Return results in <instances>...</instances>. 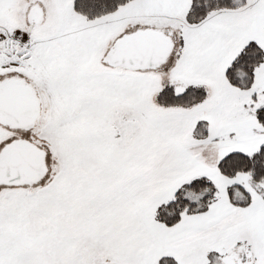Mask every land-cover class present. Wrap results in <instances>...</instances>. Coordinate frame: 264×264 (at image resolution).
I'll return each instance as SVG.
<instances>
[{"label":"snow or ice","instance_id":"snow-or-ice-1","mask_svg":"<svg viewBox=\"0 0 264 264\" xmlns=\"http://www.w3.org/2000/svg\"><path fill=\"white\" fill-rule=\"evenodd\" d=\"M0 264H264V0H0Z\"/></svg>","mask_w":264,"mask_h":264}]
</instances>
